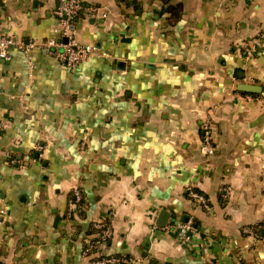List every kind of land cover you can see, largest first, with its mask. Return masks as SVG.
<instances>
[{
	"label": "crops",
	"instance_id": "crops-1",
	"mask_svg": "<svg viewBox=\"0 0 264 264\" xmlns=\"http://www.w3.org/2000/svg\"><path fill=\"white\" fill-rule=\"evenodd\" d=\"M83 4L99 13L71 25L74 37L105 55L75 68L37 47L31 68L15 48L0 58V264H89L100 220L112 235L98 255L127 264H264V0ZM55 7L0 0V36L65 42ZM74 188L81 210L68 218Z\"/></svg>",
	"mask_w": 264,
	"mask_h": 264
},
{
	"label": "built area",
	"instance_id": "built-area-1",
	"mask_svg": "<svg viewBox=\"0 0 264 264\" xmlns=\"http://www.w3.org/2000/svg\"><path fill=\"white\" fill-rule=\"evenodd\" d=\"M59 20L60 36L65 37V42L59 38H47L42 41L23 42L22 39L15 35L4 34L0 36V58H9L10 49L15 48L23 52L31 68V53L34 48L42 49L48 56L55 59L59 64L75 68L83 62H86L91 57L96 55H105L100 53L99 49L90 42H79L75 39L71 30V25L81 19L83 16H94L99 13V9L95 6L88 8L84 7L83 0H56L54 11ZM103 17L105 15L103 14ZM201 139L200 152L202 155L209 157L215 153L213 126L211 118L208 115L201 123ZM189 196L195 201L196 205L209 210L210 206L204 195L197 191L190 190ZM82 196L78 189L74 188L67 202L68 218L76 215L81 210ZM195 228L192 222L180 226L181 238L183 241H188V232L194 231ZM262 230L264 233V220L262 222ZM242 232L253 235L254 229L251 226H244ZM112 231L110 226L105 221H96L91 225V239L86 242L83 249L84 258L88 259L89 264H127L128 259L125 256H107L101 257L98 255L99 249L104 246L111 237Z\"/></svg>",
	"mask_w": 264,
	"mask_h": 264
},
{
	"label": "water",
	"instance_id": "water-1",
	"mask_svg": "<svg viewBox=\"0 0 264 264\" xmlns=\"http://www.w3.org/2000/svg\"><path fill=\"white\" fill-rule=\"evenodd\" d=\"M237 89L239 91L245 92V93H260L261 92V87L258 85H253V84H239L237 86ZM168 212H166L165 210H161L158 216V220H157V225L159 226H165L168 220Z\"/></svg>",
	"mask_w": 264,
	"mask_h": 264
},
{
	"label": "trees",
	"instance_id": "trees-1",
	"mask_svg": "<svg viewBox=\"0 0 264 264\" xmlns=\"http://www.w3.org/2000/svg\"><path fill=\"white\" fill-rule=\"evenodd\" d=\"M165 2H168L169 0H164ZM169 12L172 16L174 17H178V14H179V9H180V6L179 5H176V6H171L169 5ZM195 225V224H194Z\"/></svg>",
	"mask_w": 264,
	"mask_h": 264
}]
</instances>
